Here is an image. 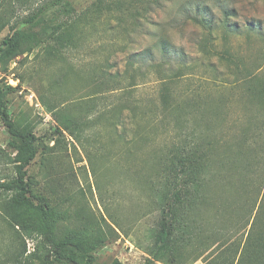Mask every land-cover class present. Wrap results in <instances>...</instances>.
<instances>
[{"label":"rangeland","instance_id":"1","mask_svg":"<svg viewBox=\"0 0 264 264\" xmlns=\"http://www.w3.org/2000/svg\"><path fill=\"white\" fill-rule=\"evenodd\" d=\"M23 1L0 0V94L38 137L28 194L62 214L58 236L81 239L97 264H227L225 247L229 263L264 264V0H227V28L216 7L212 27L188 19L187 0L149 11L101 0L98 12V0H70L82 17L69 39L4 57L20 16L47 0ZM9 139L0 118V182L17 176ZM195 149L198 181L160 198L168 166ZM12 196L0 191V264H61L35 251L39 221ZM172 222L186 239L164 245Z\"/></svg>","mask_w":264,"mask_h":264},{"label":"trees","instance_id":"2","mask_svg":"<svg viewBox=\"0 0 264 264\" xmlns=\"http://www.w3.org/2000/svg\"><path fill=\"white\" fill-rule=\"evenodd\" d=\"M12 1L22 2L23 0ZM26 1L28 0H24L23 3ZM141 1L145 3L144 8L148 9V11L152 9L153 6L161 8L164 3V0H115V5L118 8L125 7L130 9L134 6L137 7V3ZM209 1H212L213 5H211ZM226 1L227 0H187L183 6L185 4L188 6L189 4L195 3L194 8L197 11L193 14H186L188 19L208 27H212L213 20L207 19V12L208 10L210 12L211 9L216 7L222 11V25L224 28H227L230 27V21L235 16L236 12L234 10L235 6L231 7ZM101 2V0H98L97 4H93V11L98 12L102 10ZM60 17H64L63 20L56 22ZM81 17L82 13H78L75 10L70 0H47L42 4H38L26 14L20 16L22 27H12L13 33L4 41L1 47L3 56L9 58L31 51L35 46L44 41L46 37L53 36L59 43H63L64 40L68 38L71 29L80 23ZM4 27L5 24H0V30ZM250 27L252 28V26ZM59 29H61V31L57 33ZM159 40L161 47L166 48L165 51H167V49L169 50L172 46L171 40L167 37L162 36ZM144 52L152 51L151 48H147ZM0 118L10 133L8 147L17 152L15 160L17 176L8 181H1L0 191L13 192V202L37 217L41 238L37 240L35 251L39 249L45 250L46 256L54 253L56 261L61 264H97L95 255L90 252V247L85 246L81 239L68 235L62 237L58 236V225L63 218L59 211L48 208L45 204L35 203L30 198L28 194L30 193V187L29 180L27 179L26 167L36 157L38 152L36 146L38 137L33 131L18 125L16 120L12 118L10 109L3 103L1 94ZM190 154L191 155H187L177 163L178 169H176L175 166H173V169L168 166L169 172H174L175 177L170 180L163 189L164 191L160 195V198H167L171 193L172 198H181L180 195L189 192L191 186L198 181V161L201 160V156L196 149L195 151H190ZM182 202H185V199L182 198ZM174 221L178 225L181 224L178 218H175ZM176 224H174V222L169 223L159 232L158 237L162 240L164 245L172 241L186 239L185 232H182V235H180V232H175V229L180 228L179 226H175ZM246 245L248 248L255 250L257 247V238L253 236V234H250ZM225 251L230 253V247H225V250L221 252L222 255H226L223 262L228 264L230 258ZM230 263L232 264V262Z\"/></svg>","mask_w":264,"mask_h":264}]
</instances>
